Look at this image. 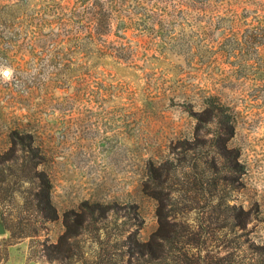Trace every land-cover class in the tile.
I'll return each instance as SVG.
<instances>
[{
	"label": "rangeland",
	"instance_id": "374dc122",
	"mask_svg": "<svg viewBox=\"0 0 264 264\" xmlns=\"http://www.w3.org/2000/svg\"><path fill=\"white\" fill-rule=\"evenodd\" d=\"M0 223V264H264V0H0Z\"/></svg>",
	"mask_w": 264,
	"mask_h": 264
},
{
	"label": "trees",
	"instance_id": "16d2710c",
	"mask_svg": "<svg viewBox=\"0 0 264 264\" xmlns=\"http://www.w3.org/2000/svg\"><path fill=\"white\" fill-rule=\"evenodd\" d=\"M99 7H98V4H97V2L96 1H94V4H93V9H98ZM93 14V16H94V19H96V17L95 16H98L97 17V19L100 17V18H104V17H106L107 15H106V11L104 12L103 11V8L102 7H100V9H98V11L96 12H94V13H92Z\"/></svg>",
	"mask_w": 264,
	"mask_h": 264
},
{
	"label": "water",
	"instance_id": "95a60500",
	"mask_svg": "<svg viewBox=\"0 0 264 264\" xmlns=\"http://www.w3.org/2000/svg\"><path fill=\"white\" fill-rule=\"evenodd\" d=\"M4 233V229L2 227V224L0 223V234H3Z\"/></svg>",
	"mask_w": 264,
	"mask_h": 264
}]
</instances>
